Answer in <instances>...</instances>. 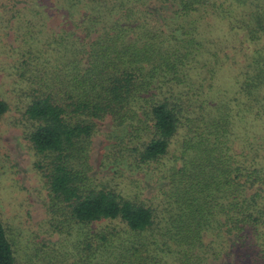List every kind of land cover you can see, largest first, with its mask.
<instances>
[{"label": "trees", "instance_id": "16d2710c", "mask_svg": "<svg viewBox=\"0 0 264 264\" xmlns=\"http://www.w3.org/2000/svg\"><path fill=\"white\" fill-rule=\"evenodd\" d=\"M73 1L99 21L59 25L17 75L51 246L77 264H264V0ZM7 233L0 211L15 264Z\"/></svg>", "mask_w": 264, "mask_h": 264}, {"label": "rangeland", "instance_id": "374dc122", "mask_svg": "<svg viewBox=\"0 0 264 264\" xmlns=\"http://www.w3.org/2000/svg\"><path fill=\"white\" fill-rule=\"evenodd\" d=\"M148 4L155 9V5ZM84 10L73 0H0V98L8 103V110L0 119V211L15 251V264L68 261L77 264L79 255L71 246H51L59 242L60 237L48 232L44 207L47 191L33 166L36 158L19 125L18 110L22 103L18 99L22 94L17 75L24 50L46 48L49 38L60 33L59 25L66 37L69 30L82 36L81 22L94 24L99 21L97 15ZM71 17L78 19L77 27H70ZM96 33L91 31L86 40H92ZM105 128V121L98 123L99 130ZM101 139V133L92 137L89 162L93 166L97 163ZM149 189L148 186L145 194L150 193ZM42 243L50 244L51 248L44 252L37 250ZM231 263L232 256L212 262Z\"/></svg>", "mask_w": 264, "mask_h": 264}]
</instances>
